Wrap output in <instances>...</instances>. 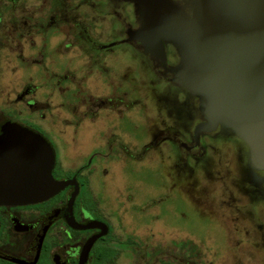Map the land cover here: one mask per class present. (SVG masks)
<instances>
[{
    "label": "flooded vegetation",
    "instance_id": "1",
    "mask_svg": "<svg viewBox=\"0 0 264 264\" xmlns=\"http://www.w3.org/2000/svg\"><path fill=\"white\" fill-rule=\"evenodd\" d=\"M141 25L125 0H0V139L9 125L41 136L66 183L43 202L0 204V264H198L196 240L213 235L219 254L228 229L239 264H264V170L231 130L196 131L207 120L179 52L148 50ZM228 155L236 173L216 172ZM199 171L211 191L236 190L210 216L195 211Z\"/></svg>",
    "mask_w": 264,
    "mask_h": 264
},
{
    "label": "water",
    "instance_id": "2",
    "mask_svg": "<svg viewBox=\"0 0 264 264\" xmlns=\"http://www.w3.org/2000/svg\"><path fill=\"white\" fill-rule=\"evenodd\" d=\"M142 25L134 36L150 51L170 42L179 52L180 83L201 102L206 123L246 143L264 170V0H125ZM0 139V204H30L55 196L66 183L52 177L55 155L39 135L9 125Z\"/></svg>",
    "mask_w": 264,
    "mask_h": 264
},
{
    "label": "rangeland",
    "instance_id": "3",
    "mask_svg": "<svg viewBox=\"0 0 264 264\" xmlns=\"http://www.w3.org/2000/svg\"><path fill=\"white\" fill-rule=\"evenodd\" d=\"M147 113H148V118H149V121L147 122V128H152V126H154V125L150 121L151 120V114L149 113V109H148ZM150 142H151V137H150V139H147V143L149 144ZM139 150H140V147H138V145H131L132 153L138 154ZM70 151L71 150L69 148V150L67 151L68 156L73 157L74 156V154H72L73 151H71V153H70ZM163 151H164L163 153H164V157H165L164 161L168 160V157L170 156L168 149L167 148L163 149ZM60 152H61L60 156L62 158L65 155L66 151H60ZM224 153H225V151H224ZM87 154L88 153H86V155ZM155 156H156L155 154L149 153L147 156V161H156L157 159L155 158ZM123 157H125V156H123ZM229 157H230V155H228L227 158H225V160H223V161H215L218 164V168L216 167V172L221 173V174L228 172V171H230L231 173H236L232 167L233 162L232 161L225 162L226 160L229 159ZM127 160L128 159L125 157L124 161H127ZM229 162L231 163V165H230L231 167L229 166ZM203 176H204L203 172L199 171L196 178L198 181H200V184H199V186H197L195 188V190L199 193L202 191H205V196H207L206 197L207 199H205V202L202 201V205H199L198 203H194V204H195V211L197 212V214H200V216L204 217V216H210L211 214L217 213V212H215L216 211L215 207L221 205L219 203L221 201V198H219L218 195L221 194L222 196H224V195H226L227 191H236V190L234 189L235 188L234 186L232 187V189L223 190V186L219 184V186H217L215 190L211 191L208 188V182L205 180H202ZM120 189H123V188H121V186H120ZM208 194L210 195L209 199H208ZM196 201H197V196H196ZM209 203L212 204L211 210L214 213L209 212L210 211L208 209ZM217 217L219 218L220 216H217ZM218 218H217V220H218ZM241 221H242L241 224L238 223L237 226L243 227L244 232L250 231L251 225H246L245 220H241ZM238 222H240V220ZM210 232H211V234H216V235L218 234V232L215 230H211ZM224 233L226 235L227 241L225 242V240H224L225 244L221 247V253H219L220 255L218 254V247L219 246L214 244L215 242H214V239L212 237L213 235L209 236L210 240L206 241V246L202 244V239L201 240L198 239V241L196 240L195 248L190 253L194 254L195 259L198 261V264H205L208 261H209V264H219L217 259L222 257V256H225V259H228V257H229V260L223 261V264H239L238 260H236V258H235L236 254H237L235 241H237L239 238L234 233L233 229L224 230ZM222 258L224 260V257H222Z\"/></svg>",
    "mask_w": 264,
    "mask_h": 264
}]
</instances>
